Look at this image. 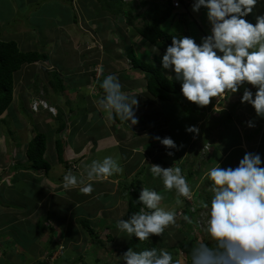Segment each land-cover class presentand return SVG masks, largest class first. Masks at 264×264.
Here are the masks:
<instances>
[{
  "label": "crops",
  "instance_id": "1",
  "mask_svg": "<svg viewBox=\"0 0 264 264\" xmlns=\"http://www.w3.org/2000/svg\"><path fill=\"white\" fill-rule=\"evenodd\" d=\"M147 1L158 3L162 7L170 2V0ZM192 2L193 0H182L185 12L177 10L179 14H182L179 15L180 19L171 15L164 23L168 22L173 27L176 22H182L180 25L185 24V28L181 27L182 30L175 32V35L192 36L199 43L203 36L208 35L204 29L210 32L211 26L207 21L206 10L201 9L199 13L194 12L191 10L192 8L190 9ZM134 16L113 15L114 18L110 22H104V19L101 18H86L77 21L76 19L71 20L70 17L65 23L66 37L61 41L58 40L59 32L64 31L61 24L44 28V34H49L51 38L50 43L42 45H38L37 38L33 34L34 30H30L33 33L25 30L26 33L22 32L19 39L13 38L23 51L43 50L41 52H46L50 56V60L54 59L57 64L54 69H49V71L54 72L56 69L66 71L65 73L60 72L65 81L72 76L68 74L71 69L78 66L75 75L84 77V82L67 87L65 92L62 91L64 94L57 95L58 98L50 94L46 88V93L43 96L37 93L33 94L32 89L28 93L23 92L22 94V97L26 98L25 109L30 115V122L27 124L32 131L28 130L33 134V137L39 133L46 135L45 158L50 162L51 168L52 165L60 168L58 172H54L53 168L47 173L24 166L17 168L18 164H25L28 160L26 151L32 135L27 140L13 144H9L5 139L0 140V167L5 170V174L0 175V198L3 197L5 200V198L13 199V196H18L23 200L21 205L31 204L30 209L28 208L30 206L26 205L24 208L20 206L18 209H9L7 215L0 218V260H13V264H16L15 261L18 260V257L23 256V260H26V258H30V254L39 257V254L43 256L45 251L47 253L44 257H47L49 252H53L54 249L38 248L36 242L44 234L41 231L46 229L39 219L46 216L44 223L48 224V219L53 218L54 224L60 228L62 236L67 234L64 232L66 229L69 231L71 228L70 236L72 237L78 228V225L74 229L69 224L73 213L77 214L75 217L77 223L84 218L78 217L81 211L84 212L83 207H86L88 213H91V210L106 212L109 210L107 207H110L109 204L117 198V195L118 199L116 200L120 201L121 197L125 199L127 189L138 188L141 184H143L142 188L147 187L161 192L160 194L164 196V200L161 202L164 207L175 208L177 206L175 190L165 189L162 180L153 177L150 172L151 164H159L164 168L172 166L186 168L188 175L193 169V175H189L193 185L191 182L190 184L196 188L204 173L218 162L222 167H226L227 164H238L245 152L258 153L263 147L256 143L258 135L254 132H259L262 139L259 143L262 142L264 140V118L258 117L251 105L241 103V95H231L234 103H226V108L220 111L224 113L221 116L213 117L212 114L218 115L216 112H219L215 109L219 107L217 98H213L210 105L201 108L196 104L189 103L185 97L181 99L177 97L172 101L176 97L172 96L170 100L165 101L159 100L148 91L146 75L141 70L133 68L130 61L133 51L125 55L123 51L125 47L134 48L137 53L136 57L158 65L166 76H174V73L161 67V57L165 51L147 41L138 32L145 25L147 19L141 15L131 18L142 21V27L136 26L137 28H135L127 25V18ZM45 40L48 41V38ZM153 46L159 49V54L153 51ZM67 49H71L72 53L68 55ZM56 52L57 54H55ZM43 62L24 65L17 76L22 74L24 79L27 78L31 67L36 69V66L40 65L42 68ZM35 69L32 71L35 72ZM108 74L119 77L123 86L122 91L125 94L137 97L139 102L136 112L138 124L131 127L125 120L117 123L112 114L110 115L100 103L103 98L100 84ZM45 95L49 104L55 107L56 114L47 109L32 110V98L34 96L44 98ZM15 97H17L16 88L14 99ZM61 98L63 99L62 103H60ZM81 99L84 100V105L79 106ZM229 111L232 118L226 122L222 121L220 118ZM12 112L20 116L18 104ZM182 115L185 116L182 118ZM249 121L257 123V127L255 129L249 127ZM191 125L199 128V134L186 131V127ZM23 132H25L24 129ZM213 135L217 137V140L213 138ZM156 136H170L177 145H182V147L178 151L172 149L174 155L169 156L167 155L169 150L154 139ZM209 137L214 142V148L211 152L212 155L210 154L212 158L207 163L202 158L201 149ZM229 137L233 138L232 142L228 140ZM222 144H225L224 147ZM60 145L66 164L60 162L58 151ZM8 146L10 147L8 148ZM234 152H239L240 155L239 157L234 155V160H231V154ZM106 156L117 159L123 172L115 174L107 180L94 181V191L91 194L81 193L78 188L66 190L63 187V177L69 170L78 177L86 176L87 166L93 160H102ZM126 180L131 181L130 186L125 184ZM120 185H123L121 191ZM114 190L118 192L116 193ZM105 197L113 199L111 202H109L110 200L99 201ZM57 198L60 200L58 201ZM3 218H7L6 223L2 220ZM110 218L113 219V217ZM15 227L20 228L23 233L25 232V235L32 234L36 239L24 240V242L18 240V244L15 240L11 244L10 240L14 236L12 233ZM47 229L49 231L56 230L53 224L49 225ZM21 234L20 232L18 235Z\"/></svg>",
  "mask_w": 264,
  "mask_h": 264
},
{
  "label": "clouds",
  "instance_id": "2",
  "mask_svg": "<svg viewBox=\"0 0 264 264\" xmlns=\"http://www.w3.org/2000/svg\"><path fill=\"white\" fill-rule=\"evenodd\" d=\"M122 1L152 3L147 0ZM179 1L178 7L173 0L169 3L175 7L172 15L180 19L182 14L177 10L183 8L185 12V9ZM261 3L264 0H193L191 7L194 12L206 10L210 34L203 36L199 43L192 36L172 35L171 44L161 57L162 69L174 73L169 78L180 82L181 93L188 101L203 108L210 105L213 98H217L218 104L225 100V95L239 93L243 88L241 103L251 105L256 115L264 118V14L255 16V24L247 19ZM148 6H143L146 8L144 11ZM153 51L159 54L155 46ZM100 87L105 92V96L101 93L100 103L110 115L114 113L129 122L131 127L138 124L137 97H130L122 91L118 76L108 74ZM42 98L33 102L32 110L47 109L56 114V109L49 107L48 101ZM36 102L40 103L38 109H34ZM248 125L255 126L253 121ZM186 131L199 134L195 125L187 126ZM154 139L169 150V156L174 155L172 149L178 151L182 147L170 136H156ZM213 148L214 142L208 139L201 149L202 158L207 163L212 158ZM122 172L117 159L106 156L102 160H93L87 166L86 176L78 177L69 170L63 177V187L66 190L78 188L81 193L91 194L94 181L107 180ZM150 172L162 180L165 189L175 190L177 206H161L164 196L155 189L143 187L137 199L143 207L127 220L120 219L119 231L139 241L153 236L162 237L170 226L179 227L177 218L181 221L183 208L189 207L198 213L197 217L205 219L204 234L209 239L191 249L188 264H264V157L260 153L245 152L235 167H222L218 162L204 173L196 188L188 181L186 168L151 164ZM205 178L210 181L212 196L210 203L202 202L203 209H199L197 194ZM184 220L191 222L187 216ZM199 227L202 230L203 225L199 224ZM119 258L122 264H183L182 258L174 260L173 253L155 247L141 251L129 248Z\"/></svg>",
  "mask_w": 264,
  "mask_h": 264
},
{
  "label": "rangeland",
  "instance_id": "3",
  "mask_svg": "<svg viewBox=\"0 0 264 264\" xmlns=\"http://www.w3.org/2000/svg\"><path fill=\"white\" fill-rule=\"evenodd\" d=\"M119 3H120V0H0V30H1L2 38L5 40H14L13 38L19 39V37L22 35V32L26 33V31L34 30L35 33H33L32 31L30 32L35 34V37L37 38V41H38V45L39 44L42 45L45 43L47 44V43H50L49 40L51 37H49V34L45 35L44 34L45 30L43 29L55 26L57 24H61L64 30L63 32L62 31L59 32L58 40L61 41L67 35L65 34V31H66L65 23L70 19V17H71V20L76 19L77 21H80V19L85 20L86 18L87 19L101 18V19H104L103 20L104 22H110L112 21L111 19L114 18L113 15H117L119 14V12L118 10L111 11L109 6L111 7L114 5L117 6ZM132 3L134 6L139 4L137 3V1H134ZM191 8L192 7L190 6V9ZM128 9H129L128 5L124 6V10H128ZM144 9L146 8L144 7ZM144 9L142 8L139 11L143 12ZM182 10L183 8L179 9V11H182ZM115 12L117 14H114ZM258 14H264V3L259 4L257 6L256 11L253 14H250L249 17H247V19L251 21L253 24H255L256 22L255 16ZM199 21H201V19H199ZM181 23L182 22H176V24H174L173 27H171L170 23L167 22L163 24L162 28L164 29L166 33L172 36V35H175V32H179L182 30V28H185V24L180 25ZM127 25L129 27L133 26L135 28H137L136 26L142 27V21L131 19L129 22H127ZM204 30L207 34H210L208 30L206 29ZM191 32H194V31H191ZM46 38H48V41L45 40ZM36 47L37 49H39L37 44H36ZM59 48H62V47H59ZM66 51L68 52V55L72 53L71 49H67ZM123 51L125 55H127L128 53H132V51L134 52V54L136 53L135 49L131 48L130 46L125 47ZM55 54H57V52ZM135 55L137 56V53ZM67 59L69 58L67 57ZM43 65H42V68L40 65L36 66V69L34 67H31V71L29 70L30 73L25 79L22 76V74L19 75V77L17 76L18 74L15 75L14 91L16 88L17 97H15L12 104L9 106V108L5 111V113L1 117L2 120L0 121V140L5 139L9 144L10 143L13 144L15 142L19 143L23 140H27L30 135L32 136H30L29 140L33 138V134L28 130L30 128L27 123L30 122V115L25 109L26 108L25 107L26 98L22 97L23 92L28 93V91L32 89L33 94L37 93L38 95L40 94L44 95V93H46V90H47L49 91L50 94H53L56 98H58L57 95L61 93L64 94L67 87L74 86L76 84L84 82L83 80L84 77L81 78L80 75H75L77 72L78 66L71 69V71L68 74L72 76L70 78H67V81H65V79H63V76L60 74V72L65 73L66 71L57 70V69L54 70V72L49 71V69H54V66L55 67L57 66L54 59L51 58L50 61H44ZM32 69H35L36 73L33 72ZM45 69L48 71H46ZM167 77L169 78L168 75ZM172 80H175V79H172ZM52 86L54 87V89ZM250 88H252V91L255 92L256 89L254 87L250 86ZM82 91H84L83 88H82ZM242 92H243V89H241L240 92L236 94L242 95ZM225 96H226L225 100L222 99V101L217 104L219 106L216 108V110L219 111V112H216L218 113V115L212 114L213 117L221 116L224 113L220 111H223L222 109L226 108L225 107L227 106L225 105L226 103H229V102L234 103L232 96L230 97L229 94ZM39 97L40 96H34L32 98L31 106L33 105V102ZM177 97L181 99L179 96ZM177 97H174L172 101L176 100ZM42 99L47 101L46 95ZM83 101H84L83 99L79 100V106L84 105ZM62 102H63V99L61 98L60 103ZM188 102L190 103V101ZM17 104L19 106V115L21 117L15 114V112H12L13 109L17 108ZM191 104H194V103L191 102ZM51 106L55 108L53 105L49 104V107ZM190 110L192 111V107ZM249 110L251 111V109ZM235 112H236V109H235ZM184 116L182 115V118ZM224 117L225 116L221 117L222 121H224L225 119ZM211 121H213V119H211ZM254 124L255 126L252 127L253 129L257 127V123H254ZM23 129L25 130V132H23ZM258 133L259 132H254V134L258 135L256 143L260 144L261 146L263 145L262 143L264 142V140L259 143V141L262 139ZM213 138L216 139L217 137L213 135ZM229 138L228 140L232 142L231 139L233 138H230V139ZM209 139H211V137H209ZM222 145L224 147L225 144H222ZM9 147L10 146H8V148ZM260 151L261 153L264 152V148H261ZM234 155H237L239 157L240 153L234 152L233 154H231V157H230L231 160H234L235 158ZM261 155L262 157H264V153H262ZM237 165L238 164H233V165L227 164L226 167L228 166L235 167ZM20 166H25V164H18L17 168H19ZM52 168L54 172H58V169H60V168L54 167L53 165H52ZM4 172L5 170L1 169L0 167L1 176L5 174ZM130 183L131 181H127V180L125 181V184L127 186H130ZM200 185H201L200 188L202 190L204 189L208 190L207 195L205 197L209 196L211 199L212 192L209 187L210 181H208L205 178L204 183ZM121 186L123 185H120V191H121ZM141 186H143V184H141ZM141 186L138 187L139 190L142 189ZM114 191L116 193L118 192L116 190ZM199 192L201 193V191H198V194ZM57 199L58 201L60 200L59 198ZM112 199L113 198L111 197H107V198L105 197L104 199H99V201L110 200L109 202H111ZM116 199H118V195ZM116 199L113 200L109 204L110 207H107L109 208V210L106 212H101L98 210H91V213H88L89 211L85 209L86 207H83L84 212L81 211L79 213V216H78L79 218L84 217V218H88L91 221V226L95 234H91L88 231H86L81 221H78L77 223L75 222V217L77 216V214L75 213H73L71 223L69 222V224L72 225L74 229L77 228V225H78V228L75 231L76 234L73 235L74 237L70 236V231H72V229L69 228V231H68L67 229L65 230L66 227L64 228L65 230L64 232L67 234H63L62 236L61 230L58 226L54 224L53 218L48 219L49 221L48 224L49 225L53 224L56 230L49 231V229H47L49 225L47 223H44V221L46 220L45 218L46 216L42 217L41 219H39L40 220L39 222L42 223V225L46 229L42 230L44 232L41 231V233H44V234L40 236L39 241L36 242V244L38 248L43 247V249L44 248L54 249L53 251L54 255L51 258L48 256L44 257L46 256V253H47V251H45L43 256L42 254H39V257H37V255L30 254L31 255L30 258H26V260H23L24 258L23 256H21V257H18V260L15 261L16 264H41V263H44V264H81L82 263L81 260L86 261L85 262L86 264H122V260L119 258V256H121L124 253L123 248L125 246L133 247L131 244V241H132L131 239L134 236L132 237L128 235L126 232L119 231V229L117 228L110 230L106 227L107 224L113 225L115 224V222H118L122 218L125 220L129 218L128 217L129 203H128L127 197L125 199H122L121 197L120 201ZM21 203H23V200L21 199V197H18V196L17 197L13 196V199L5 198V200L3 197H1L0 198V218L7 215V213L9 212V209H12V208L18 209L20 206L24 208L25 205L27 207L31 205L29 203L21 205ZM161 206H164V205H162L161 203ZM166 207L169 208V206H166ZM28 208L30 209L31 206ZM204 213L205 212H203L202 214ZM197 216H198V213H196V215L193 216V218L195 219ZM110 217H113V219H111ZM200 217H198L197 220L199 224L203 225L202 230L200 229L201 227L195 228L193 230V234L191 237L193 239L196 238L199 241L203 240L204 239L203 236L205 235L204 234L205 219L202 220ZM2 220H4V223L7 222V218H3ZM177 223L179 224L178 228L170 226L168 229H166L162 237L153 236L145 241H139L138 238L136 237L135 238L136 240H138L139 245L144 247L145 249L153 248L155 247L156 244H158L157 245L158 248L157 247L155 248H157L158 250L165 249L173 253L174 260H178L182 258L183 264H187L186 253L183 250L178 249L177 246H179L183 242L188 241V237L185 234V232H187L188 230L185 225H182V223H180V220L178 218H177ZM29 228L31 229L32 226L30 225ZM20 232L22 234L18 235ZM12 234L14 236L11 237V240H10L11 244L15 240L18 244L19 243L18 240H21L24 242V240L27 241V240L36 239V237H34L32 234L25 235V232L23 233L21 229L17 227H15ZM109 234L112 235L114 240L112 241L109 240L108 238ZM181 237H183V239H181ZM0 261H1L0 264H13V260L5 259V261H2V260Z\"/></svg>",
  "mask_w": 264,
  "mask_h": 264
},
{
  "label": "trees",
  "instance_id": "4",
  "mask_svg": "<svg viewBox=\"0 0 264 264\" xmlns=\"http://www.w3.org/2000/svg\"><path fill=\"white\" fill-rule=\"evenodd\" d=\"M146 4L149 5L148 9L143 12L139 11ZM127 5L129 6V9L124 10V6ZM110 10H118V12H123L124 14L135 15L134 17L130 18H137L140 15L142 17H145L147 19V22L140 29V31L138 30V32L147 41L158 47L160 50L165 51L166 47L171 44L172 36L166 33L161 25L172 15V13H174L175 7L172 3H168L165 7H162V5L156 3H148L146 1H141L140 4L134 6L132 2L120 0V3L117 6H112ZM133 12L137 13L134 14ZM46 60H50V56L46 52H41L39 50L23 51L20 49L17 41L3 39L0 30V118L13 102L15 75L26 64H33L35 62ZM130 61L133 68L141 70L146 75L148 91L154 97L158 98L159 100L165 101L170 100L172 96H179L180 98L184 97L181 93V84L175 80L168 78L159 68L158 65L148 63L139 59L135 56L134 52L131 56ZM100 91L105 96V92L101 87ZM231 107L234 108V106ZM227 114L223 115L225 116L224 122L231 118L230 111ZM112 116L113 119L118 123H121L123 121L119 116L115 115L114 113L112 114ZM214 120L219 121L217 119ZM261 148H264V146ZM46 149V135L43 133L36 134L30 140L27 146L26 155L28 157V164L24 167H28L36 171H43L45 173L49 172V170H51V164L45 158ZM58 151L60 162L66 164L63 157V151L61 150V145L58 147ZM258 153L262 154L264 152L261 153V151H259ZM190 172L191 174L189 175L192 176L194 172L193 169ZM189 175L187 176V178L188 180H190L189 182H191V184L193 185L192 180L190 179L191 177ZM200 191L201 193L197 194V204L199 209H203L202 202L210 203L211 199L209 196L205 197L208 192L207 189H200ZM126 192V197L129 203L128 217H130L131 214L138 212L140 208L143 207V205L137 201L140 194V190L134 189V191L131 192L127 189ZM199 209H197V211ZM195 215L196 213L191 211L189 207L183 208V218L181 219L180 223L187 227L188 231L185 232V234L188 237V241L181 243L179 246H177V248L183 250L186 253L187 264L189 261V253L191 249L201 242H208L207 234H205L206 236H203L204 239L201 241L197 240L196 238H191L193 230L195 228H199V223L197 220L198 217H196L195 219L193 218V216ZM184 216L189 217L191 222L189 223L188 221H185ZM80 221L86 231L91 234H95L91 226V221L88 218L80 219ZM106 227L110 230L115 228L118 229V222H115V224L113 225L107 224ZM108 238L110 241L114 240V238L110 234L108 235ZM181 239H183V237H181ZM131 240V244L133 247L125 246L123 248V252L127 251L129 248H133V250L135 251H141L145 249L144 247L139 245L138 240H136L135 237H133ZM157 245L158 244H156L155 247L158 248ZM52 254V251L49 252L48 257H51ZM81 262V264H86V261L84 260H81Z\"/></svg>",
  "mask_w": 264,
  "mask_h": 264
},
{
  "label": "built area",
  "instance_id": "5",
  "mask_svg": "<svg viewBox=\"0 0 264 264\" xmlns=\"http://www.w3.org/2000/svg\"><path fill=\"white\" fill-rule=\"evenodd\" d=\"M173 3L175 6H179L180 5V1L179 0H173ZM40 103H43V101H40ZM39 102H36L34 105H35V108L34 109H38V106L40 104ZM206 148H208V146H206Z\"/></svg>",
  "mask_w": 264,
  "mask_h": 264
}]
</instances>
